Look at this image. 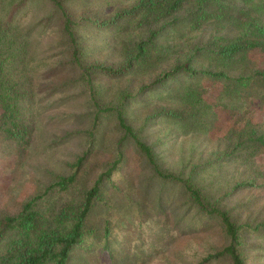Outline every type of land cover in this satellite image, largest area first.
Returning <instances> with one entry per match:
<instances>
[{
  "label": "rangeland",
  "instance_id": "rangeland-1",
  "mask_svg": "<svg viewBox=\"0 0 264 264\" xmlns=\"http://www.w3.org/2000/svg\"><path fill=\"white\" fill-rule=\"evenodd\" d=\"M133 1L69 0L66 6L74 17L105 19ZM75 31L83 41L85 62L119 64L121 42L114 32L92 27ZM0 32L12 48L24 50V62L16 75L30 82L33 96L27 146L17 147L0 135V220L18 215L38 195H43L38 201L41 209L77 196L120 158L105 182L109 205L96 213L100 220L110 222V252H103L101 243L88 241L68 264H196L226 244L215 225L202 230L198 219L187 228L196 216L183 205L180 185L152 175L130 138H123L117 129L114 116H100L92 150L77 171L72 194L49 188L74 170L87 148L85 132L94 116L93 98L101 105H115L122 92L137 94L140 86L154 82L209 43L214 31L181 26L161 31L141 70L98 77L91 86L93 92L70 81L77 68L69 63L60 13L48 0H0ZM226 34L237 37L232 27ZM232 69L230 76L248 77L264 69V56L253 49L244 51L239 65ZM186 87L195 109L200 114L206 110L199 124L183 131L174 121L153 118L161 110L178 107L174 96ZM252 88L250 84L180 75L168 87L153 88L130 100L126 119L141 140L153 147L162 169L186 178L195 168L193 180L203 192L212 198L224 196L222 204L238 222L258 223L264 221V147L257 140L264 136V96L252 94ZM248 179L256 185L232 191L237 182ZM247 245V264H264V233L249 237Z\"/></svg>",
  "mask_w": 264,
  "mask_h": 264
},
{
  "label": "trees",
  "instance_id": "trees-1",
  "mask_svg": "<svg viewBox=\"0 0 264 264\" xmlns=\"http://www.w3.org/2000/svg\"><path fill=\"white\" fill-rule=\"evenodd\" d=\"M48 1L60 13L61 34L69 63L77 68V75L70 81L90 91L93 90V81L98 77H119L141 70L155 39L163 30L174 31L181 26L190 27L193 31L211 29L215 32L213 39L204 47L196 49L184 63L173 66L154 82L140 86L137 94L122 92L115 105H101L93 98L94 116L90 128L85 132L87 148L77 158L74 170L67 176L59 177L49 188L66 196L72 194L77 171L92 150L100 116H114L117 129L123 138H130L152 175L180 185L184 196L183 205L193 210L196 216L189 221L187 228L195 226L198 219L202 230L210 225L219 227L226 244L202 256L196 264H218L222 261H228V264H247L249 237L264 233V221L238 222L222 204L224 196L209 197L194 183L195 168L186 178L162 169L153 147L142 141L139 133L127 122L126 106L142 93L155 90L156 87H168L180 75L238 82L242 86L250 84L253 87L252 94L263 97L264 69L248 77L234 78L229 72L239 65L240 55L244 51L253 49L264 56V0H134L105 19L74 17L66 6L69 0ZM78 27L114 32L121 42L119 64L112 66L96 60L85 62L83 41L75 31ZM229 27L236 29L237 37L230 38L226 34ZM253 38L259 41H253ZM25 55L21 48L16 50L5 42V36L0 32V135L17 147L27 146L32 130V120L29 118L33 100L29 90L30 82L16 75V69L23 64ZM199 57L208 64L200 62ZM188 90L189 87H186L183 93L174 96V99H178V107L161 110L153 118L162 116L174 121L183 127V131L199 124L206 110L200 114L201 110L195 109L196 103L189 96ZM257 140L264 147V136ZM119 159L98 174L86 190L77 196L41 209L38 201L43 195H38L25 203L18 215L1 219L0 264H68L75 251L86 248L88 241L101 243L102 251L109 254L110 222L108 219L100 220L96 213L100 207L109 205L104 191L105 182L110 180ZM255 185L253 179L242 180L233 186L232 191ZM48 192L46 189L45 194Z\"/></svg>",
  "mask_w": 264,
  "mask_h": 264
}]
</instances>
